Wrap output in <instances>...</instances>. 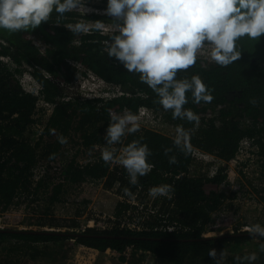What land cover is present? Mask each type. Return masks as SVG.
Instances as JSON below:
<instances>
[{
	"label": "trees",
	"instance_id": "trees-1",
	"mask_svg": "<svg viewBox=\"0 0 264 264\" xmlns=\"http://www.w3.org/2000/svg\"><path fill=\"white\" fill-rule=\"evenodd\" d=\"M80 18L99 19L80 16L76 12L66 13L62 17L53 13L49 22H43L33 30L12 33L0 29V40L7 43L6 46L0 44V55L9 56L17 64L15 72H11L0 61V209L8 210L21 201L30 207L37 206L42 196L40 190L48 189V193L44 192V195L47 193L44 199L48 202V210L50 205L61 201L66 186H78L87 180H104L106 189L111 190L116 186V192L127 197L131 196L125 193V188L134 195L137 192L149 193L150 187L165 183L171 184L174 192L171 198L161 196L160 200L152 202V213L143 221L148 230L131 231L115 226L107 230L86 229L80 233L82 236L76 238L0 231V264H59L66 258L63 247L69 239L101 254L107 250L121 254L127 246H132L133 251L128 259L130 264H217L208 255L211 248H215L218 255L224 251L220 264H249L243 258L251 254L247 248L256 240L259 250L256 252L257 259L251 264H264V237L234 235L202 238L210 214L218 211L227 199L219 191V186L227 180L226 174L219 173L207 178L196 172L191 176L184 174L174 178V175L186 172L190 166L189 152L192 147L228 162L235 157L244 138H252L259 146L257 157L261 159L259 166L264 174V35L259 40L242 38L239 41L241 56L226 67L207 58H198L194 66L178 71L177 78L198 74L214 99L199 104L190 100L184 106L200 116L187 153L174 145V139L150 130L140 129L123 138L117 147L123 148L129 142L139 140L151 150L148 159L154 165L153 169L139 177L138 183L133 185L125 168L111 166L102 159L92 160L85 165L76 162L78 153L91 154L96 146L106 144L104 135L110 122V110L128 108L136 112L138 107L145 106L162 111L164 119L176 126L182 124L186 129H193L194 125L187 120L173 119L171 110H163L157 103L156 94L140 80L138 73L128 72L121 62L108 56L104 42L113 33L101 35L92 31L77 34L67 28L68 24ZM33 38L46 45L44 52L34 45ZM68 60L80 63L99 78L120 86L126 92H142L145 97L133 95L111 99L99 109L89 100L74 98L60 101L62 92L55 82L69 85L77 72L68 64ZM27 69L40 85L43 99L55 104L40 137L34 143L23 135L34 123L32 115L37 97L25 93L15 77ZM51 129L56 130L55 135ZM61 134L68 138L66 144L59 143L58 136ZM68 146L77 148L71 157L66 155ZM166 149L171 151L166 154ZM171 156L176 157V163H169ZM35 168L44 171L36 183L32 181ZM132 209L135 207L127 202L119 203L115 217ZM231 222L228 219L225 227ZM16 223L21 222L18 220ZM22 224L49 229L67 228L72 229L71 232H75L79 226L75 220L67 224L48 216L35 220L28 218ZM173 224L186 230H154ZM238 230L235 228L233 234H237ZM96 235L155 237L160 240L109 239ZM236 257H241V260L237 261ZM120 260L126 262L122 255Z\"/></svg>",
	"mask_w": 264,
	"mask_h": 264
},
{
	"label": "clouds",
	"instance_id": "clouds-1",
	"mask_svg": "<svg viewBox=\"0 0 264 264\" xmlns=\"http://www.w3.org/2000/svg\"><path fill=\"white\" fill-rule=\"evenodd\" d=\"M86 3L87 0H0V29L12 33L33 30L49 22L53 13L62 17L83 9V16L99 18L89 20L97 23L93 24V29L105 30L98 20L106 19V15L113 17L117 21L115 31L104 42L108 56L121 62L128 72L138 73L140 80L156 94L163 110H171L173 119L193 122V129H186L182 124L175 128L173 143L185 153L190 149V138L199 126L200 116L184 106L190 100L199 104L211 102L214 97L198 74L177 78L178 71L194 66L199 54L206 49H210L211 61L226 67L241 56L239 41L242 38L259 40L264 35V0H107L105 13L104 10L87 12L90 9ZM67 28L77 34L90 33L88 25L80 21L68 24ZM109 115L101 158L105 163L122 165L130 183L135 185L139 177L147 175L154 167L148 159L151 150L146 143L133 140L118 155L115 145L140 130L141 117L128 108L123 113L110 110ZM50 131L56 134L55 129ZM58 141L66 144L68 138L61 134ZM170 151L166 149L165 153ZM176 162L175 156L169 157V163ZM124 191L133 195L128 188ZM173 192V186L166 183L149 188L153 198H171ZM248 231L255 238L264 237V225L260 223L250 225ZM208 255L220 264L225 253L222 250L218 255L217 250L211 248ZM243 259L251 264L257 255L251 253ZM236 260L240 261L241 257Z\"/></svg>",
	"mask_w": 264,
	"mask_h": 264
},
{
	"label": "rangeland",
	"instance_id": "rangeland-1",
	"mask_svg": "<svg viewBox=\"0 0 264 264\" xmlns=\"http://www.w3.org/2000/svg\"><path fill=\"white\" fill-rule=\"evenodd\" d=\"M86 7L90 9L87 12L96 11L101 13L104 10L103 13H105L107 0H87ZM73 12H76L80 16L84 15L83 9L79 12ZM104 18L106 19L98 21L104 25L105 30L93 29V24L96 26L97 23H92V21L89 22V20H85L84 18H80L78 21L86 23L90 29L89 32L100 31L103 34L113 33L117 21L109 15H106ZM209 51L210 49L204 50L199 54L198 58H207L210 60L208 55ZM29 72L30 69H27L23 74H17V78L21 80L22 77ZM71 85L72 83L59 86L62 96H73V94H76L74 97H80L78 87L76 86V88H73L74 85ZM43 123L44 120L40 122L41 125ZM163 134L172 136L170 132H165ZM23 136L31 143H34L37 138L36 132L30 127L26 129ZM104 146H106V144ZM68 148L66 155L67 157H71L75 154L77 148H71L70 146H68ZM92 153H78L76 159L77 164L83 165L87 160L92 159L94 156ZM247 165L250 167L254 164L248 162L245 157H240L237 163L229 165L228 168L230 173L227 175L226 183L219 186V191L227 196V199L221 208L216 211L213 221L210 216L212 223H214L215 220L220 222L221 216H225L232 220L231 226L233 228L239 227L240 229L242 226L246 225L249 227L255 223L264 224V174L260 173L259 177H249L247 174H252L249 171H245V174L242 173L243 168ZM116 190V186L111 190L106 189L104 187V180H87L85 183L78 186L69 185L65 187L64 193L61 196V201L50 205L48 210V202L44 199V196L48 193V189L40 190V195L42 196L39 197L40 203L37 206L30 207L28 203H23L24 201H21L19 204L11 206L8 210L0 209V217L3 218L2 225L4 229L48 230V227H27L22 224L28 218L35 220L39 217L45 218V216H48V218H55L63 223L67 222V224L75 220L79 225L78 229H75V232H78L79 227L90 219L101 222L104 228H106L105 230H107V227L113 226L120 229H127V225L130 227L135 226L136 228L137 226H141L140 224H142L146 216L150 214L152 202L154 200H160V197L153 198L149 193L145 192H137V194L135 193L136 196L134 194L131 197H127L126 195L124 197L117 193ZM44 192H47L46 195H44ZM122 202H127L131 206H134L135 209L129 210L124 215L117 218L115 217L116 206ZM220 213H224V215ZM18 220L21 222L20 224L16 223ZM52 230L63 232L72 231V229L67 228H52ZM213 232L214 234L207 235L206 233L204 236L208 237L231 233L228 230H224L223 232L213 230ZM256 244L257 241L255 240L248 246L247 250L251 253H256L259 250ZM63 251L66 253V258L59 264H130L129 261L122 262L118 252L107 250L102 254L99 252L96 253L93 250L77 245L72 239L64 242Z\"/></svg>",
	"mask_w": 264,
	"mask_h": 264
},
{
	"label": "built area",
	"instance_id": "built-area-1",
	"mask_svg": "<svg viewBox=\"0 0 264 264\" xmlns=\"http://www.w3.org/2000/svg\"><path fill=\"white\" fill-rule=\"evenodd\" d=\"M33 41H34V45L41 52H44V50L46 49V45H44L42 42H40L36 38H33ZM0 44H2L4 46L7 45V43L4 42L3 40H0ZM0 61L2 63H4L11 72H15V70L17 69V64H15V62H13L9 56H1L0 55ZM67 62L69 65L74 67L77 71L75 73V79L72 82L71 86L74 85L73 88H76V86L78 87V92L80 94V97H77V99L80 101L89 100V101L93 102V104H95V106L99 109L105 104L106 101L111 100V99L120 98V97H131L133 95L139 96L142 98L145 97V95L142 92H135V93L134 92H126L123 89H121L120 86L106 82L105 80L96 76L93 73V71L84 68L83 65H81L80 63H78L76 61L68 60ZM43 75H45V77H47L53 81L52 77L49 76L46 72H43ZM19 83H20L22 90L25 93H28V94H31V95L37 97L36 106H35V109H34V112L32 115L34 123L31 124V126H30V128L36 132V137H37L36 140H37L40 137L41 132H42L44 125L46 124L48 118L52 114V111H53L55 104L47 103L43 99V96H41V94H40L41 87L36 82V80L33 78L31 73L25 74L21 80L19 79ZM56 84L58 86H64L65 85V84H61L59 82H56ZM74 96H76V94H73V96L72 95L62 96V98H60V101H67L69 99L76 98ZM124 109L125 108L120 109V110H112V111L117 112V113H123ZM134 113L139 114L141 117V120H140L141 128L140 129L154 131V132L160 133L164 136H167V135H165L163 133L170 132L172 136H167V137L172 138V139L175 138L176 125L174 123H170V122L166 121L164 119L162 111H155L152 108L140 106L137 108L136 112H134ZM206 117H212V116L207 115ZM42 120H44V123L41 125L40 122ZM104 147H105L104 145L96 146L94 148L95 152H94L93 158L90 160H87V162H85L83 165L87 164L88 162H90L92 160L94 162V161H97L99 159H102L101 158V151ZM115 147L119 150L117 153L118 155L120 153H122L123 148L121 146L117 147V145H116ZM10 151H8L6 155H8ZM259 152H260V148L254 142V140L252 138L242 139L239 143L235 157L228 162H225L224 160L219 159L217 156H215L213 154H209V153L204 152L198 148L192 147L190 152H189L190 159H191L190 166L188 167L186 172L180 173L178 175H174V178L177 179L184 174L191 176V175H194V173H196V172L198 174H203V176H205L207 178H213L214 176L218 175L219 173L229 175V173H230L229 168H228L229 165L237 163V160H239L240 157H245L248 162H250L251 164H254L250 167H249V165L245 166V168H243V170H242V173L245 174V171H249L250 173H252V174H249V173L247 174L249 177H251V178L252 177H259V175L261 173L260 166H259V160L261 161V159H260V157L259 158L257 157V154ZM109 163L111 164V166H118V167L124 168L119 163H116V162H109ZM221 169H224V170L221 172ZM43 172H44L43 169L35 168L32 171V175H33L32 181L34 183H36L40 179V177H42ZM167 175H168V177L170 176V174H167ZM224 183H226V182H223V184ZM136 194H135V196H136ZM150 212L152 213V211H150ZM215 215H216V212H213L210 214V216L212 217V221L215 219L214 218ZM221 215H224V213H222ZM221 217L222 218H220V222H218V220H215L214 223H212L210 220L209 221L210 223L208 222V224L206 225V229L202 233V236H204L206 233H207V235L214 234L213 230L214 231H222V232L224 230H228L231 233H233L234 232L233 230L235 228L239 229V227L233 228L231 225L225 227V223L227 222L228 218H226L225 216H221ZM2 220H3V218L0 217V229H3V225H2L3 221ZM140 225L141 226H137L136 228H135V226L130 227L129 225H127V227H128L127 229L131 230V231H142V230H146V229L148 230V227H146L144 225V223H142ZM111 228L112 227H107V229H111ZM248 228L249 227L247 225L242 226L238 230V232H249ZM86 229L105 230L106 228H104V226L102 225L101 222H98V221L96 222V220L90 219L85 224H83L79 227L78 232L82 233ZM157 229L158 230H160V229L165 230L166 229L168 232H172L174 230H180V229L186 230L183 227H181L180 225H176V224H173L171 226L169 225L166 227L154 228V230H157ZM132 251H133L132 246H127L126 249L119 255H122L126 259V261H128ZM91 262H89V263H91Z\"/></svg>",
	"mask_w": 264,
	"mask_h": 264
},
{
	"label": "water",
	"instance_id": "water-1",
	"mask_svg": "<svg viewBox=\"0 0 264 264\" xmlns=\"http://www.w3.org/2000/svg\"><path fill=\"white\" fill-rule=\"evenodd\" d=\"M0 231L3 232H13V233H27V234H44V235H57V236H67L69 238H76L79 236H82V234L78 232H63V231H55L52 229L48 230H17V229H0ZM240 236V235H250L249 232H238L237 234L229 233L226 235L220 234L217 236H202L203 239H209V238H222L226 236ZM95 237L100 238H109V239H123V240H141V241H154V240H160V238L155 237H136V236H124V235H96Z\"/></svg>",
	"mask_w": 264,
	"mask_h": 264
},
{
	"label": "crops",
	"instance_id": "crops-1",
	"mask_svg": "<svg viewBox=\"0 0 264 264\" xmlns=\"http://www.w3.org/2000/svg\"><path fill=\"white\" fill-rule=\"evenodd\" d=\"M84 248H87V247H84ZM87 249H89V250H93L94 252H98V251H96V250H94V249H91V248H87Z\"/></svg>",
	"mask_w": 264,
	"mask_h": 264
}]
</instances>
